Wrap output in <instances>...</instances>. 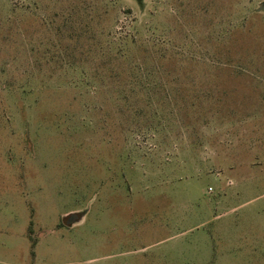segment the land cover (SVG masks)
<instances>
[{
  "label": "rangeland",
  "instance_id": "374dc122",
  "mask_svg": "<svg viewBox=\"0 0 264 264\" xmlns=\"http://www.w3.org/2000/svg\"><path fill=\"white\" fill-rule=\"evenodd\" d=\"M0 264H264V0H0Z\"/></svg>",
  "mask_w": 264,
  "mask_h": 264
},
{
  "label": "water",
  "instance_id": "95a60500",
  "mask_svg": "<svg viewBox=\"0 0 264 264\" xmlns=\"http://www.w3.org/2000/svg\"><path fill=\"white\" fill-rule=\"evenodd\" d=\"M85 213L83 212H73L65 217L66 224L73 225L82 220Z\"/></svg>",
  "mask_w": 264,
  "mask_h": 264
}]
</instances>
